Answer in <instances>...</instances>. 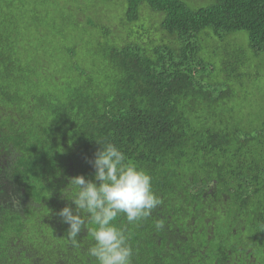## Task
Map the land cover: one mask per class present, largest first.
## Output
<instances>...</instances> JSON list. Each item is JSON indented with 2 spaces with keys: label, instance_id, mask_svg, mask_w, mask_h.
I'll return each mask as SVG.
<instances>
[{
  "label": "trees",
  "instance_id": "1",
  "mask_svg": "<svg viewBox=\"0 0 264 264\" xmlns=\"http://www.w3.org/2000/svg\"><path fill=\"white\" fill-rule=\"evenodd\" d=\"M262 56L264 0H0V264H93L57 213L97 142L161 201L132 264H264Z\"/></svg>",
  "mask_w": 264,
  "mask_h": 264
},
{
  "label": "clouds",
  "instance_id": "2",
  "mask_svg": "<svg viewBox=\"0 0 264 264\" xmlns=\"http://www.w3.org/2000/svg\"><path fill=\"white\" fill-rule=\"evenodd\" d=\"M97 143L102 147L89 161L93 178H71L73 194L66 197L75 208L66 205L57 215L68 225L67 239L73 247L87 230L92 241L87 254L93 264H132L130 235L116 222L121 216L129 224L146 219L161 201L146 171L129 162L116 145Z\"/></svg>",
  "mask_w": 264,
  "mask_h": 264
},
{
  "label": "rangeland",
  "instance_id": "3",
  "mask_svg": "<svg viewBox=\"0 0 264 264\" xmlns=\"http://www.w3.org/2000/svg\"><path fill=\"white\" fill-rule=\"evenodd\" d=\"M261 60H255V63L259 66L260 71H262V77L258 80V82L251 88L252 92V104L249 107V115L255 116L264 111V61L263 56L260 57ZM254 63V64H255ZM242 98V96H240ZM251 99V97H250ZM243 101V100H242ZM244 102V101H243ZM248 105V104H246Z\"/></svg>",
  "mask_w": 264,
  "mask_h": 264
}]
</instances>
